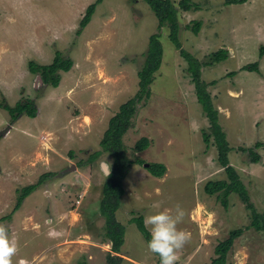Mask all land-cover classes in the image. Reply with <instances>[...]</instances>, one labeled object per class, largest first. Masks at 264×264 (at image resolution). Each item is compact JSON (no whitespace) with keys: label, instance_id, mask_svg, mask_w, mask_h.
I'll use <instances>...</instances> for the list:
<instances>
[{"label":"rangeland","instance_id":"1","mask_svg":"<svg viewBox=\"0 0 264 264\" xmlns=\"http://www.w3.org/2000/svg\"><path fill=\"white\" fill-rule=\"evenodd\" d=\"M93 1L0 0V103L13 107L29 99L36 107V116L24 113L11 121L0 106V222L18 242L14 264H106L108 254L117 255L118 264H160L131 218L142 214L145 222L177 204L187 213L178 227L190 232L191 240L176 264H214L215 245L243 226L248 228L234 239L224 264H264V229L250 224L251 210L238 194L230 192L224 207L221 191L203 189L208 180L227 178V172L216 161L212 135L208 144L203 140V131L211 133L210 123L168 27H157L145 0H102L81 28ZM173 1L178 37L187 52L204 59L217 48L228 51L223 61L203 66L200 78L231 148L229 163L264 216V54L259 55L264 0H190L198 4L195 9ZM194 20L202 22L197 33L189 27ZM153 33L160 34L162 61L150 93L135 101L132 123L121 137L127 158L143 163L130 165L122 181L116 219L124 236L114 252L99 213L107 175L101 163L110 170L112 155L101 151L88 157L101 150L108 119L136 94L137 71ZM56 51L72 65L58 71L53 86L40 81L28 63L49 64ZM253 62L260 72L242 68ZM142 136L149 144L136 150ZM257 141L263 142L258 148ZM241 147L260 154L259 160L251 161L250 150ZM149 162H162L165 172L154 176L144 166ZM48 172L13 211L18 190Z\"/></svg>","mask_w":264,"mask_h":264},{"label":"trees","instance_id":"2","mask_svg":"<svg viewBox=\"0 0 264 264\" xmlns=\"http://www.w3.org/2000/svg\"><path fill=\"white\" fill-rule=\"evenodd\" d=\"M102 0H95L87 5L83 18L80 21V27L86 25L93 13L96 5ZM157 18V27L161 28L166 25L168 27V38L171 43L178 49L179 53L187 61L186 71L190 77V80L194 86V92L196 94V100L201 103L205 115L210 123V134L203 131L202 136L206 144L209 142V137L212 135V141L216 148V161L227 172V178L208 180L203 189L209 193L214 194L217 191H221L222 198L220 201L224 207L227 206V195L230 192H236L244 202L245 206L251 210L252 219L250 224L258 230L264 229V216L259 214L253 203L250 201V197L243 183L240 181L238 174L235 172L232 165L229 163L228 152L231 149L228 145V141L225 138V133L222 131L218 120L217 110L212 104V99L209 92L206 90V84L203 79L200 78V72L203 66H211L223 61L227 58L228 51L226 48H217L213 51L206 53L204 59L195 57L192 53L187 52L182 47L181 41L178 37V21H177V6L173 0H145ZM247 0H224L225 4H238L244 3ZM177 5L184 9L191 7L198 8V4L191 2L190 0H179ZM189 26L191 30L197 33L201 27L202 22L200 20H194ZM80 28V29H81ZM158 33L149 35L148 44L145 50V58L141 68L137 71L138 78V90L136 94L124 101L119 105L118 111L114 113L107 123V127L103 131L102 137L99 141L101 150H96L89 155V159L92 160L100 154L101 151H106L112 155V163L108 175L102 185V197L99 201V213L104 217L105 222V236L111 241V251L119 252L120 246L123 243L124 226L116 219V209L119 206L120 199L124 193V187L122 184L126 171L133 163H143L141 159L130 160L126 156V150L122 144V134L131 125V118L135 112V101L144 95L147 96L150 93L149 85L154 78V72L160 67L163 55L162 43L159 39ZM264 54V45L259 47V55ZM72 65V60L69 57H64L59 51H56L53 60L49 64H36L33 61H29L28 67L31 72H38L40 79L44 83H50L56 86L59 79V70L68 71ZM242 68L259 71L258 63L253 62L244 65ZM233 74V72H231ZM4 109L10 113L11 121H15L21 114L26 113L28 116H36V107L33 101L26 99L19 101L15 106L10 107L6 103H0ZM149 144V139L145 136L140 137L135 143L136 150H143ZM263 144L262 141L255 142V146L258 148ZM242 150H250L248 153L250 160L256 162L260 158V154L251 150V148H242ZM147 170L154 176H161L166 167L162 162H149L146 166ZM48 173L42 174L36 182L23 186L18 190V196L13 206V211L18 209L22 201L27 195L34 191L42 182L48 177ZM10 214L5 216L9 218ZM131 221L135 223L137 229L142 233L145 240L150 239V232L145 226L144 217L142 214L133 216ZM244 228L248 226L238 227L230 230L228 236L219 241L215 245V252L218 254L213 259L212 263L224 264V258L227 251L230 249L234 239L241 235ZM118 256L108 254L106 257V264H118Z\"/></svg>","mask_w":264,"mask_h":264},{"label":"clouds","instance_id":"3","mask_svg":"<svg viewBox=\"0 0 264 264\" xmlns=\"http://www.w3.org/2000/svg\"><path fill=\"white\" fill-rule=\"evenodd\" d=\"M186 215V210L177 204L174 211L160 210L146 217L145 226L150 232L147 248L159 257L160 264H176L178 253L190 242V232L178 227ZM18 251L17 240L9 235L6 223L0 222V264H14Z\"/></svg>","mask_w":264,"mask_h":264},{"label":"water","instance_id":"4","mask_svg":"<svg viewBox=\"0 0 264 264\" xmlns=\"http://www.w3.org/2000/svg\"><path fill=\"white\" fill-rule=\"evenodd\" d=\"M40 81H41V79H40ZM101 166H102L103 170H105L106 173L109 172V170H107V167H106V164H105V163L102 162V163H101ZM144 166H145V167L148 166V163H144Z\"/></svg>","mask_w":264,"mask_h":264}]
</instances>
